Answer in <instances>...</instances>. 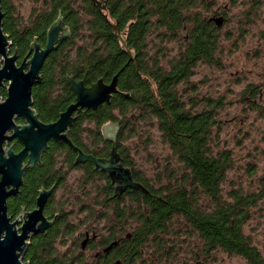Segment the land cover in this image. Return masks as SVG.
Returning a JSON list of instances; mask_svg holds the SVG:
<instances>
[{
  "label": "trees",
  "instance_id": "16d2710c",
  "mask_svg": "<svg viewBox=\"0 0 264 264\" xmlns=\"http://www.w3.org/2000/svg\"><path fill=\"white\" fill-rule=\"evenodd\" d=\"M210 1L45 0L27 22L11 0H2L3 28L10 35L12 51H17L20 61L35 39L46 44L47 31L59 16L70 29V35L45 59L42 79L32 88L33 107L40 119L56 120L75 100L76 93L68 81L70 76L91 85L100 78L111 82L119 73V90L110 102L78 111L69 137L83 151L107 157L114 143L104 136L102 129L108 122L117 123L115 144L124 164L132 169L136 180L162 196L152 198L132 187L122 196H115L107 172L97 170L92 161L76 163L77 152L66 142L51 139L41 161L26 170L20 191L9 198L10 215L34 207L40 189L53 185L58 189L64 184L69 168H84L82 180L87 184L95 178L105 180L96 185L94 198L98 203H127L133 216L141 219L136 226L138 234L143 229L148 233L165 230L167 220L179 214L202 238V252L222 247L244 256L252 264H264L261 252L242 231L251 217V209L264 201V177L256 191L233 188L228 193L230 199L223 198L222 184L233 166V158L229 150L215 151L212 147L218 101L211 100L208 107L193 109L179 94V85L193 75L199 62L218 61L221 26L212 17L223 14L216 12L206 19L199 10ZM119 32L124 34L127 46ZM154 34L162 40L160 44H154ZM173 41L179 43L178 54L169 58V44ZM0 94L7 96L2 86ZM18 120L24 122L23 118ZM155 126L172 154L190 171L189 179L185 177L189 188L181 183L176 187L169 184L155 188L135 169L128 141L152 139ZM22 145L19 140L13 142L16 151ZM63 153L64 158L60 159ZM201 193L211 197L212 210H206L199 202ZM52 199L53 195L50 202ZM57 210L65 212L62 208ZM160 242L166 244L165 240ZM30 256L29 252L25 259Z\"/></svg>",
  "mask_w": 264,
  "mask_h": 264
},
{
  "label": "rangeland",
  "instance_id": "374dc122",
  "mask_svg": "<svg viewBox=\"0 0 264 264\" xmlns=\"http://www.w3.org/2000/svg\"><path fill=\"white\" fill-rule=\"evenodd\" d=\"M44 1L11 0L27 22ZM210 2L207 7L199 8L204 18L216 12L226 17L219 31L218 61L215 64L199 62L193 75L179 85V94L193 109L208 107L211 100L218 101L215 103L217 124L211 142L215 151L226 149L231 152L233 166L222 184L223 198L230 199L228 193L233 188L256 191L264 177V0ZM153 38L155 45L162 42L156 34ZM169 47V58L178 54L179 43L173 41ZM248 84L255 86V94L248 92ZM7 85L8 82L2 85L6 91ZM261 88L263 94H260ZM152 129V139L128 141L135 169L155 188L169 184L176 187L179 183L189 188L190 183L185 182V177L189 179L187 174L190 171L172 154L156 126ZM102 132L104 134L103 129ZM63 158L64 153L60 156ZM84 172V168H69L64 184L54 191L50 202L52 207L68 211V218L74 221L83 219L86 213L101 216L104 207L94 197L96 185L99 181L105 183V180L95 178L87 184L82 180ZM99 200H103V195ZM199 202L208 211L214 207L211 197L204 193L199 195ZM83 204L94 208L99 205L98 211L82 208ZM137 204L135 201L133 207L136 208ZM134 217L127 224L131 230L139 223ZM242 231L264 257V201L251 209V217ZM158 233L161 240L166 241L165 247H169L166 251L172 253L174 261L190 258L189 264H252L244 256L222 247L202 252V238L179 214L169 218L164 232ZM56 247L58 253L63 250L62 243Z\"/></svg>",
  "mask_w": 264,
  "mask_h": 264
},
{
  "label": "water",
  "instance_id": "95a60500",
  "mask_svg": "<svg viewBox=\"0 0 264 264\" xmlns=\"http://www.w3.org/2000/svg\"><path fill=\"white\" fill-rule=\"evenodd\" d=\"M3 19L0 0V86L8 82L7 96L0 100V264H28L23 260L22 253L29 244L28 239L35 233L45 231L51 223L44 209L55 185L40 189L37 207L29 211L24 209L23 217H17L14 221L9 214V198L20 191L26 170L41 161L51 139L66 142L77 152L76 163L92 161L97 170L107 172L115 188V196H120L128 187L144 192L149 190L134 180L132 169L124 164L117 152V123L108 122L103 126L104 134L114 143L108 158L83 151L68 134L78 111L83 108L96 109L100 104L110 102L112 95L119 90V73L111 82L100 78L91 85L70 76L68 81L76 93L75 100L56 120L45 122L33 107L32 88L42 79L41 69L45 59L70 35V29L59 16L47 31L46 44L43 46L35 39L26 56L19 61L17 51L12 52L13 42L3 28ZM212 19L221 26L225 18L220 15ZM119 36L127 46L124 34L119 32ZM19 118H23L24 122H19ZM15 139L23 144L18 151L13 146Z\"/></svg>",
  "mask_w": 264,
  "mask_h": 264
},
{
  "label": "flooded vegetation",
  "instance_id": "af4514ba",
  "mask_svg": "<svg viewBox=\"0 0 264 264\" xmlns=\"http://www.w3.org/2000/svg\"><path fill=\"white\" fill-rule=\"evenodd\" d=\"M247 89L250 94H255V86L252 84H248ZM260 94H263L262 88ZM109 156L110 154L106 158ZM134 180L146 187L143 182L135 178ZM147 189L149 192L145 193L152 198H162L158 192ZM123 194L124 192L120 196ZM50 200L51 198L45 205L44 213L51 223L45 231L35 233L28 239L29 244L22 253L23 260L28 264H189L190 258L174 261L172 253L166 251L169 247L160 242L162 236L159 237L158 233L164 232V229L154 233L143 229L140 234L137 233V227L129 229L127 224L134 216L126 203L102 202L104 207L101 216H95L97 213H86L83 219L74 221L68 218V211L61 213L58 208L52 207ZM145 204V207H148L147 202ZM35 207L37 204L27 210ZM88 207L82 205V208L97 210L92 205ZM22 212L15 217L20 216ZM58 216L63 217L57 220ZM134 219L137 223L141 220L138 217ZM58 243L63 246L59 253L56 247ZM29 252L30 258L25 259Z\"/></svg>",
  "mask_w": 264,
  "mask_h": 264
},
{
  "label": "bare ground",
  "instance_id": "6f19581e",
  "mask_svg": "<svg viewBox=\"0 0 264 264\" xmlns=\"http://www.w3.org/2000/svg\"><path fill=\"white\" fill-rule=\"evenodd\" d=\"M4 99H5V97H4ZM52 187V186H51ZM50 188V187H49ZM56 189V188H55ZM55 189H54V191H55ZM54 191H53V193H52V195L54 194ZM51 195V196H52ZM51 196H50V198H51ZM24 210V209H23ZM25 211H28L27 209H25ZM24 212V211H23ZM23 212L20 214V216H18L19 218H22L23 217ZM12 216V215H11ZM16 219V217L15 216H13V218H12V221H14ZM23 258V257H22Z\"/></svg>",
  "mask_w": 264,
  "mask_h": 264
},
{
  "label": "built area",
  "instance_id": "2783aa9c",
  "mask_svg": "<svg viewBox=\"0 0 264 264\" xmlns=\"http://www.w3.org/2000/svg\"><path fill=\"white\" fill-rule=\"evenodd\" d=\"M0 100H4V96L0 94Z\"/></svg>",
  "mask_w": 264,
  "mask_h": 264
}]
</instances>
